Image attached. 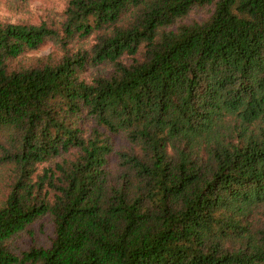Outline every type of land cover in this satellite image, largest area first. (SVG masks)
<instances>
[{"label":"trees","instance_id":"16d2710c","mask_svg":"<svg viewBox=\"0 0 264 264\" xmlns=\"http://www.w3.org/2000/svg\"><path fill=\"white\" fill-rule=\"evenodd\" d=\"M0 264H264V0L0 20Z\"/></svg>","mask_w":264,"mask_h":264},{"label":"rangeland","instance_id":"374dc122","mask_svg":"<svg viewBox=\"0 0 264 264\" xmlns=\"http://www.w3.org/2000/svg\"><path fill=\"white\" fill-rule=\"evenodd\" d=\"M65 5L66 0H0V20L13 23H40L44 20L57 19ZM51 49L52 44L46 42L32 55L47 54ZM51 235V227L44 222L41 226H34L25 242L48 243Z\"/></svg>","mask_w":264,"mask_h":264}]
</instances>
